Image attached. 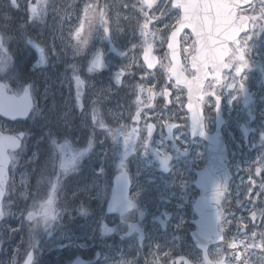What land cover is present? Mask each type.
<instances>
[{
	"label": "flooded vegetation",
	"instance_id": "af4514ba",
	"mask_svg": "<svg viewBox=\"0 0 264 264\" xmlns=\"http://www.w3.org/2000/svg\"><path fill=\"white\" fill-rule=\"evenodd\" d=\"M88 1L92 0H78L74 9L81 12ZM27 4L26 0H16L11 7L20 6L25 11ZM116 5L121 9L127 6ZM156 6L157 24H152L159 27L158 34L151 44L140 50L125 51L124 45L118 41L112 43L109 32L100 33L105 26L102 20L99 33L81 34L86 39L79 47L75 46L72 53L81 73L76 77L80 95L75 102L80 116L87 107L100 102L106 130L112 122L106 114L116 113L119 139L123 144L127 141L124 146L128 153L120 169L112 173L111 169L106 171L102 164H98V180L96 174L89 178L96 184L90 194L97 217L128 219L142 213L143 218L156 219L162 231L171 233L175 228L162 220L186 218L193 213L192 204L199 194L194 182L201 183L203 176L209 173L205 171L212 167L206 162L208 143L201 136L213 133L222 120L219 131L228 151L230 170L237 168L241 173L243 165L256 164L259 160L256 149L264 145V116L261 115L264 114V0H250L235 14L230 12L231 20L247 17L249 28L236 43L229 44L223 61V50L222 54L218 51L211 65L206 57L197 54L195 35L190 29H181L177 35L182 18L180 8L174 7L172 0H158ZM200 15L203 16L202 22L210 28L206 29L204 40H215L216 37L208 31L220 30L218 25L221 20L225 21V13L214 10L193 12L191 20L196 22ZM113 30L116 32V25ZM129 30L130 27H126L124 34ZM128 36L129 33L127 43ZM102 37L109 42L105 48L99 47L98 40ZM176 40L179 60L176 58ZM97 48L100 52L95 53ZM83 54L90 55L86 63V57L81 59ZM98 54H101L99 60L96 59ZM113 59L125 61L121 68L122 87L115 91L111 78ZM182 79L183 82L179 83ZM197 92L200 93V112L197 103L188 99L189 94ZM115 100L118 101L113 105ZM80 123L85 125L87 122L83 117L77 120L75 133L78 139L83 132ZM90 128L86 125L87 131ZM99 143L104 146V151L112 145L102 139L97 142V148ZM217 167L214 166L213 170ZM123 172L130 179L129 192L139 193L136 197L138 208L132 216L108 215L106 206L113 180ZM186 228H190V223ZM18 259L15 252L14 262Z\"/></svg>",
	"mask_w": 264,
	"mask_h": 264
},
{
	"label": "rangeland",
	"instance_id": "374dc122",
	"mask_svg": "<svg viewBox=\"0 0 264 264\" xmlns=\"http://www.w3.org/2000/svg\"><path fill=\"white\" fill-rule=\"evenodd\" d=\"M5 1L0 0V17L1 12L3 15L10 13V15L15 16H19L20 12L24 17L15 28V31L17 30L19 33L10 28L6 32L0 23V80L5 81L11 90L12 85H15L17 93L22 92L29 83H35L36 78L43 77L45 71L50 67H46L44 46L47 45L53 57L51 62L55 68L59 67L63 81L60 82L58 89L52 87L51 93L54 94L46 95L43 91H35V96L42 102L41 109L36 111L43 112L45 110L44 104L48 105L49 110L43 117L41 115L39 118H37L38 112L34 113L27 126L31 125L33 128L36 121H41L42 124L49 121L48 130L53 131H51L52 134L49 131L45 134L41 130L36 140L38 149L30 150V152L25 150L20 157V160L26 159L33 164V172H38L39 180L38 183L32 185L33 172L32 170L29 172L23 165L22 174L25 176L20 179L22 189L19 201L27 205V208L23 212L18 209L12 211V218L2 226L5 229L0 234V264H15L14 258L17 249L23 250L21 259L28 251L33 250L35 255L33 264H43L44 252L53 255L54 260H50V264L51 262L56 264L59 256L65 251L68 258L71 256L65 263L68 264L77 254L79 248L88 252L94 248L100 249V259L94 264H173L175 257L181 254H188L191 259L198 261L200 255L187 241L185 226H182L188 223L190 217L176 220L179 221L178 225L173 222L175 226H182L178 231L177 227H174L176 232L173 234L162 231L154 218L145 219L142 222V227H144L146 239L145 242L138 243L135 236L129 238L123 236L128 223L131 221L130 219L97 217L94 207L89 205L86 200H81L84 197L82 192H84L87 199L91 201L90 193L96 184L90 182L89 178L96 174L98 180L96 165L102 164L106 171L111 169V172L114 173L113 171L120 169V164L128 153L124 146L127 141L123 144V140L119 139L120 128L118 129L116 113L110 110L112 114H106L112 118L111 126L106 130L100 102L97 101L96 106L87 107L82 116L77 112L78 107L75 101L80 95V85L76 77L81 73L74 63L72 53L75 46L79 47L85 41L86 37L81 36L83 32L87 34L94 32L97 25L95 19L100 8L98 3L94 0L88 1L79 12L74 9L76 0H26L27 3L35 4L38 9L33 14L28 13L25 9V14L23 10L16 9V6L13 8L8 6ZM20 1L23 2L24 0ZM161 1L167 2L169 0ZM124 3H127V6L122 9H119L116 3L106 4L102 12V20L105 24L102 27V35L109 32L112 35V43L118 41L124 45L125 51L140 50L142 46L151 44L158 34L159 27L152 24H157L156 9L158 6L156 5L158 0H126ZM109 9L112 15H110ZM58 16H61V19H57ZM52 17L55 19L57 35L49 30ZM69 19L70 21H68ZM69 22H72V25L66 29ZM92 23L94 24L88 27ZM113 25H116V32L113 30ZM126 27H130V30L124 34ZM44 32L49 33V37L47 36L46 39ZM128 33L127 43L125 40ZM98 43L100 48L109 45V42L104 41V37L98 40ZM94 52L100 51L97 48ZM81 56L83 60L86 57V63L90 55L83 54ZM123 62L125 61L114 59L111 62L114 91L122 87L120 78ZM117 101H113V105ZM79 116L87 122L85 125L80 123L81 128H83L80 139L75 133ZM88 119L90 120L88 121ZM86 125L91 127L88 131ZM4 127L7 128L6 125ZM11 129L15 130L17 127ZM102 139L107 141V145L112 144L106 151H104V146L101 143L97 148V142ZM118 139L119 142L115 144ZM256 152L259 159L256 165L260 168L261 177L257 179L250 170L252 174L250 183L245 185L243 181L246 180L235 171V174L238 175L236 182L226 197L228 199L227 204H230L229 207L235 205L240 208L241 214L235 218L232 215L224 216L223 226L228 230V239L224 247H238L235 258L241 261L249 264H264V149L258 148ZM27 156L30 158L27 159ZM89 159L90 162L84 164ZM82 166H84L83 170ZM47 168L49 174L44 175L42 171L45 172ZM51 170H53L52 173H50ZM81 170L82 172L78 174ZM73 174L76 178L80 176L78 181H72L70 177ZM82 181H86L87 184L84 187H80V184L78 186V183ZM66 190L68 191L66 192ZM59 193L61 199L64 196L77 194L74 200H80V202L70 209L75 214L73 225L75 227L78 224L81 226V220L87 221L85 224L90 230L89 237L64 241L66 227L62 224L58 225L59 220H56L52 227L44 228L26 218L28 212L32 210L39 211L43 216L57 215L56 202L58 198L60 199ZM81 206L85 208L83 215L78 211ZM251 212L256 215L254 223L247 215ZM163 221L167 222V220ZM172 221L169 220L168 222L172 224ZM240 230L245 233L242 236L236 235V231ZM56 233L60 237L58 240L54 239ZM242 238L247 239V244L255 245L256 249L249 251L247 245L242 243ZM3 246H9V249H5ZM67 246L68 248L64 250V247ZM222 253V245L210 250V255L214 259H218ZM93 255L94 251L90 260H92ZM226 264L239 263L231 261L226 262Z\"/></svg>",
	"mask_w": 264,
	"mask_h": 264
},
{
	"label": "water",
	"instance_id": "95a60500",
	"mask_svg": "<svg viewBox=\"0 0 264 264\" xmlns=\"http://www.w3.org/2000/svg\"><path fill=\"white\" fill-rule=\"evenodd\" d=\"M244 3L243 0H174V6H180L182 12L191 10L189 8L194 7L195 10L208 11L206 8H216L217 10H222L224 12H235ZM36 10V7L29 6V11L33 12ZM215 11V10H214ZM226 20V18H225ZM189 27L190 29L194 28L202 29L203 25L191 24L190 26L183 24V21L177 27V35L179 31L184 28ZM229 27L228 21L221 23V28L225 29ZM226 30L220 32V36H217V40L213 42H198V44H212L215 47H226L230 42L235 41L238 35L241 32L246 31L247 29V20L245 18L240 19L239 21H233ZM177 37V36H176ZM172 40H170V48L172 49ZM214 47V48H215ZM209 50H212L209 47ZM172 52V51H171ZM206 56V53H205ZM178 57V40H176V58ZM100 55L96 57L99 60ZM179 65V63H178ZM179 71V70H178ZM179 73V72H178ZM184 79L180 80L179 83H182ZM200 98V93L197 92L193 94L192 99L194 104L196 100ZM34 107V101L32 97L24 92L21 95H15L8 93L5 85L0 82V117L9 120H24L32 112ZM217 132V131H216ZM23 134V135H22ZM24 137L23 132H19L14 135L4 134L0 131V223L4 217L2 211V200L6 191V184L9 178L8 168L10 164V157L8 151L15 152L17 151L22 143ZM227 151L226 147L223 144L221 138L215 133L209 136V159L208 162L215 163L219 165V172L223 173L219 177L212 176L208 177V183L203 184L199 187L200 195L194 204V211L197 215V218L192 221L194 225V230L191 231L190 236L194 245L202 251V263L201 264H224L225 255L219 261H212L208 256V248L212 245L221 244L224 241V229L221 226L223 209L222 201L223 195L227 190L228 183L230 181V173L227 168ZM114 200V202H112ZM128 201L127 187L124 192V195L113 193L111 195L108 212H120L123 213V209L126 206ZM250 217L252 220L254 216L251 214ZM136 224L130 226L129 231L126 233V236H129L132 232L138 233V241H142L143 235L142 232L138 229ZM253 248V246H250ZM99 257V253L96 252L94 260L96 261ZM33 259V254L30 253L25 258L22 264H31ZM177 261H183L184 264H194L186 257H178ZM70 264H88V261L82 257H77L72 260Z\"/></svg>",
	"mask_w": 264,
	"mask_h": 264
},
{
	"label": "trees",
	"instance_id": "16d2710c",
	"mask_svg": "<svg viewBox=\"0 0 264 264\" xmlns=\"http://www.w3.org/2000/svg\"><path fill=\"white\" fill-rule=\"evenodd\" d=\"M55 1V0H53ZM65 1V0H63ZM99 1V0H97ZM63 7V5H62ZM64 8V7H63ZM62 8V10H63ZM66 9V8H64ZM57 19H61V16H58ZM54 17H52L51 21H50V27H49V30L57 35L56 33V30H55V27H56V23L54 21ZM70 26L72 24H69ZM4 27V30L7 32L10 29L14 30L15 31V28L16 26H14V23L11 24L10 22H8V24H6V26H3ZM17 33H19L17 30L15 31ZM45 33V32H44ZM51 33V32H50ZM45 39L48 38V32L45 33ZM48 36V37H47ZM44 51L46 53V56L48 57V59H50L52 61L53 57H52V54H51V51L49 49V47L47 45L44 46ZM60 69L59 67L55 68L53 63L51 62L50 63V67L49 69H47L45 71V75L43 77H39V78H36V81L35 83H29L30 87L32 88V91L34 92V94L37 92V91H43L45 93H51V90H52V87H56L57 89L59 88V84L61 82V75H60ZM36 91V92H35ZM51 94H54V93H51ZM35 96V95H34ZM36 98V110H40L41 106H42V102L38 99L37 96H35ZM44 107H45V110L43 112H38L36 111L35 114L38 112L37 114V118H39L41 115L43 117L44 114H46L49 110V107L48 105L44 104ZM40 108V109H39ZM36 118V119H37ZM29 120V119H28ZM24 121L23 124H22V130L25 131V140H24V143L22 145V149L26 150H31V151H34V150H37L38 147L36 145V140L38 138V134L41 130H43V133H47L49 131V133H51V131L53 130H48L49 126L47 124V122L44 124L41 123V121H36V124H35V127L32 128L31 125L27 126L28 123L30 121ZM45 125V126H43ZM43 128V129H42ZM52 134V133H51ZM28 161H25L24 163H27ZM32 167H33V164L31 166V170H32ZM33 172V171H32ZM34 173V176H33V180H32V183L35 181V176H36V172H33ZM6 208L8 210V217L11 216L10 214V211H16L17 209L21 212H23V210L26 209V205L23 204L21 201L18 200L14 190H13V187H12V184L10 183V186H9V191H8V196H7V199H6ZM74 203H73V199H71V197L69 196H65L63 197L58 203H57V211H58V214H59V225H64L66 227V232H65V241H67L69 238L75 236V237H79V238H84L87 234H88V230L86 229V226L84 224V222L81 220V226L79 228V230L75 229V226L73 225V216L75 214H73L70 209L74 207ZM58 234L56 233L54 235V239L55 240H58ZM228 239V237H226V240ZM96 247V246H95ZM227 251H229V248H227ZM229 258L231 261H235L234 259V252L230 251L229 253ZM68 254L63 251L62 254L59 256V259L56 261V264H65L68 259L71 257L68 258L67 256ZM53 257H47V259H52ZM54 260V259H53ZM51 264H54L51 262Z\"/></svg>",
	"mask_w": 264,
	"mask_h": 264
},
{
	"label": "clouds",
	"instance_id": "9594fccd",
	"mask_svg": "<svg viewBox=\"0 0 264 264\" xmlns=\"http://www.w3.org/2000/svg\"><path fill=\"white\" fill-rule=\"evenodd\" d=\"M138 195L139 193H132L131 191L129 192L128 201L123 209L124 214L132 216L135 213L138 203L136 197ZM78 211L81 215H83L85 213V208L81 206ZM26 218L44 228H50L54 225L58 217L56 214H49L48 216H43L39 211L32 210L28 212Z\"/></svg>",
	"mask_w": 264,
	"mask_h": 264
},
{
	"label": "snow or ice",
	"instance_id": "6c2138e0",
	"mask_svg": "<svg viewBox=\"0 0 264 264\" xmlns=\"http://www.w3.org/2000/svg\"><path fill=\"white\" fill-rule=\"evenodd\" d=\"M23 135V134H22Z\"/></svg>",
	"mask_w": 264,
	"mask_h": 264
}]
</instances>
